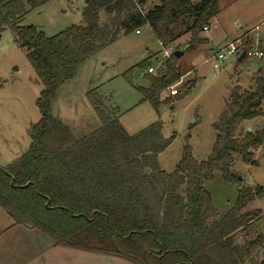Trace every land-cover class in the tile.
<instances>
[{"label":"trees","instance_id":"obj_1","mask_svg":"<svg viewBox=\"0 0 264 264\" xmlns=\"http://www.w3.org/2000/svg\"><path fill=\"white\" fill-rule=\"evenodd\" d=\"M48 1L0 0V29L7 26L14 33L42 87L35 100L39 119L27 130L28 148L0 167V207L15 224L30 225L54 245L133 264H246L251 252L263 245L264 234L243 244L235 235L261 220V210L245 208L264 197V186L239 189L232 208L218 219L202 182L215 171L234 182L230 169L235 157L255 165L256 151H264V128H242L244 121L263 115V72L254 87L231 89L212 124L215 139L207 158L197 161L186 143L171 173L160 168L158 155L173 136H162L159 121L128 134L95 92L92 105L100 124L76 137L51 110L57 89L74 79L84 61L122 35L149 27L163 46L184 33L190 34L186 50L197 46L203 41L198 33L216 15L218 0H156L152 6L148 0H87L82 22L53 36L20 25ZM252 46L246 37L241 51ZM174 52L154 74L148 72V59L136 65L148 82L138 87L142 100L154 109L180 100L194 85L189 81L161 99L181 76ZM131 73L129 69L123 75L131 79Z\"/></svg>","mask_w":264,"mask_h":264},{"label":"rangeland","instance_id":"obj_2","mask_svg":"<svg viewBox=\"0 0 264 264\" xmlns=\"http://www.w3.org/2000/svg\"><path fill=\"white\" fill-rule=\"evenodd\" d=\"M148 1L147 6L156 3V0ZM85 2L49 0L38 9L31 10L20 25L35 26L45 36H53L70 25L82 22ZM221 4L219 17L208 22V31L198 33L203 41L184 51L177 60L181 76L170 86L179 91L189 81L194 82L180 100L173 104L162 102L157 109L148 101H143L138 87H146L147 82L136 65L148 59L149 67L153 69L150 73H156L160 63L171 52L180 50L190 39V34L184 33L173 44L164 45L165 54L151 31L143 28L140 35L131 33L120 37L84 61L74 79L57 89L51 104L53 115L65 123L76 137H81L100 124L92 105L97 92L106 111L119 120L128 134L159 121L162 136H173L172 142L158 155L160 168L166 173L175 169L186 143L197 161L205 160L215 139L212 124L224 108L231 89L240 86L241 90H248L254 87L259 73H264V58L246 57L239 62L238 55L227 54V44L238 39L243 43L246 37H240L246 31L251 33L252 47L262 43L264 47V0H221ZM219 52L225 55L223 59L217 58ZM129 69H132L131 79L123 75ZM41 88L27 60L26 51L17 45L9 27L1 28L0 167L11 163L28 148L27 130L39 119L35 100ZM172 95L167 88L161 99ZM261 108L263 115L244 121L243 129L252 128L253 131L264 128V99ZM255 154V165H247L235 157L230 169L236 176L234 182L226 181L220 171H215L210 179L202 182L211 196L218 219L232 208L239 189L264 186V151L262 149ZM257 207H264V197L249 202L245 210ZM12 221L0 207V231L10 226ZM262 227L263 221L256 222L250 230L237 232L235 241L243 244L244 240L262 233ZM20 232L13 227L0 236V264H133L121 258L68 247L48 248V243L53 241L39 230L34 229L33 233L26 230L29 234L26 236ZM262 260L264 242L251 252L246 264Z\"/></svg>","mask_w":264,"mask_h":264},{"label":"crops","instance_id":"obj_3","mask_svg":"<svg viewBox=\"0 0 264 264\" xmlns=\"http://www.w3.org/2000/svg\"><path fill=\"white\" fill-rule=\"evenodd\" d=\"M85 1H87V0H85ZM199 0H191V2H198ZM220 4H221V0H218V9H217V13H216V15L211 19V21L213 20V19H217V17H219V10H220ZM222 5V4H221ZM143 28H148L149 30H150V28L149 27H143ZM143 28H141V29H139V32L137 33L136 31L135 32H133V34H135V35H140V33H141V30L143 29ZM208 29H209V26H208V24H207V30H203V31H208ZM151 31V30H150ZM152 33V32H151ZM186 34H188V33H185V35ZM184 35V34H183ZM183 35H180V37L181 36H183ZM126 36V35H125ZM128 36V35H127ZM249 36V37H248ZM120 37H123V35L122 36H120ZM119 37V38H120ZM180 37H178L176 40H178V39H180ZM244 37H248L249 39H251L250 37H251V33L250 32H248V31H246L245 33H243L242 34V36L240 37V39H242V38H244ZM118 38V39H119ZM117 39V40H118ZM239 40V39H238ZM175 41V40H174ZM174 41L172 42V44L174 43ZM159 44H160V42H159ZM161 45V44H160ZM261 48L260 49H262L263 50V52H264V47H263V43L262 44H260L259 45ZM258 46V47H259ZM184 51H186V49L184 50ZM183 51V52H184ZM156 55V54H155ZM183 55V53L181 54V56ZM91 58V57H90ZM90 58H88V59H90ZM155 59H157L156 57H154ZM87 59V60H88ZM159 67V66H158ZM152 68V67H151ZM142 73L144 74V71H142ZM144 77V76H143ZM145 79V78H144ZM73 80V79H72ZM71 80V81H72ZM147 82V81H146ZM147 86H148V82H147ZM146 86V87H147ZM143 88H145V87H143ZM97 93V92H96ZM97 95H98V93H97ZM100 97V96H99ZM248 127V125L246 124V128ZM250 129V131L252 130V128H249ZM260 150H262V148H260L258 151H260ZM26 151V150H25ZM24 151V152H25ZM23 152V153H24ZM257 152V151H256ZM254 209H259V210H261L262 212H263V215H262V218H261V220L260 221H263V227H262V230H263V232L262 233H264V207H261V208H259V207H257V208H254ZM21 226V227H20ZM13 227H15V229H20V234H22V235H24V236H26V235H29V234H26V230L28 231L27 233H33V231H34V229L35 228H32V227H27L26 225H20V224H15L13 221H12V223L10 224V226H8V227H6V228H3V229H1V231H0V236L2 237L9 229H11V228H13ZM37 230V229H36ZM51 247H60V246H58V245H54V243H51V242H49L48 243V248H51Z\"/></svg>","mask_w":264,"mask_h":264},{"label":"built area","instance_id":"obj_4","mask_svg":"<svg viewBox=\"0 0 264 264\" xmlns=\"http://www.w3.org/2000/svg\"><path fill=\"white\" fill-rule=\"evenodd\" d=\"M203 30H207V25L203 26ZM136 32L138 33L139 30H136ZM242 43V42H241ZM240 40H236L234 42H230L229 44H227V54H235L238 55L241 52V44ZM161 44V43H160ZM162 49L164 50L165 54H167L165 47L161 44ZM246 55L248 57H255V58H262L264 56V52L262 49H260L258 46L257 47H251L247 52ZM225 57V55L222 52H219L217 54V58L218 59H223ZM153 69L150 67L148 69V72H152ZM169 92L171 94H176L177 90L172 88L171 86L168 88Z\"/></svg>","mask_w":264,"mask_h":264},{"label":"water","instance_id":"obj_5","mask_svg":"<svg viewBox=\"0 0 264 264\" xmlns=\"http://www.w3.org/2000/svg\"><path fill=\"white\" fill-rule=\"evenodd\" d=\"M185 49H186V47L183 46L180 50L175 51L174 55L179 58ZM245 54H246V52L244 50L241 51L240 54L237 57V61L241 62L243 57L245 56ZM247 131H250V129L248 128ZM146 171H147V169H146ZM26 226L27 227H31L30 225H26Z\"/></svg>","mask_w":264,"mask_h":264}]
</instances>
